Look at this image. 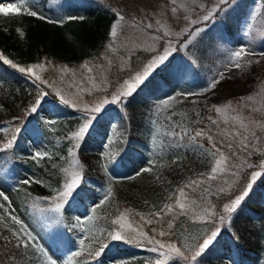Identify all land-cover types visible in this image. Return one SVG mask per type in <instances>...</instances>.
<instances>
[{
    "label": "rangeland",
    "instance_id": "374dc122",
    "mask_svg": "<svg viewBox=\"0 0 264 264\" xmlns=\"http://www.w3.org/2000/svg\"><path fill=\"white\" fill-rule=\"evenodd\" d=\"M119 1L121 3L115 5V10L123 15L125 19L121 22L116 15L106 44L100 52L96 53V56L89 57L82 64L75 67L45 61L31 65H43L42 68H37L35 71L41 77V80L48 83L39 84L34 88V94L37 98L34 99V103L30 104L27 111L30 112V109L37 105L39 99V118L48 123L55 120L57 110L46 99L47 95L40 98V92L43 91L48 94L46 87L52 85L49 87L50 89L59 93V97L63 95L65 99L72 100L76 105L73 108L78 109L80 112L81 119L78 126L70 133L71 135L82 126L86 118L87 114L82 110L85 106L91 107L104 98L111 100L112 95L123 88L125 81L131 80L153 57L169 47V41H171L173 50L168 61L173 56L182 54L189 57L191 61H202L205 68V77L203 82L193 88H176L156 101L152 115L148 116L146 124L140 131L142 137L147 139L146 144L143 146V149H145L144 158L129 174L120 175L111 169L110 153L112 150L110 143L117 135L118 129H116L115 122L110 126V132L105 141L94 147L91 153V162L107 173V181L99 186V195L88 203L87 209H77L75 211V222L73 224L75 229L72 231L71 236L68 233L60 235L62 237V242L59 243L60 246L49 239L41 229H37L35 224L26 217L19 207L18 199L13 191L12 185L16 183L14 176L6 170L5 172L0 171V192L7 195L9 201H11L9 205L0 198V204L4 205V208H0V217H3V219H0V229L5 228L13 232H19L21 225L15 224L10 219V215L18 217L27 226V230L36 238L32 242L36 250L39 248L44 249L43 252L38 250V253L48 264H50L49 258L55 260L56 264H65V259L71 253L89 251L93 249L96 243L104 242L109 236V232L114 234L116 231H119L124 239L129 240L136 236L137 238L133 242L141 245L146 253L150 251L151 247H158L154 242L149 244V239L158 240L165 245L175 244L181 247L182 251L184 245L194 248L207 230L215 227L220 232L223 226L230 221L231 213L224 212V205L233 202L235 197L245 189L251 175L256 171L262 172L264 167V129L256 128V135L260 137V140L254 146L244 149L238 138L234 141L229 135L234 130L231 122L227 125L224 124V116L214 110V106L226 107L229 102H231L232 108H239L243 104H252L259 108V111L250 112L248 108H243V115L264 125V0H230L229 4L220 5L224 9L223 11L214 13L207 21L203 20V16L212 11L219 0H176L175 5L171 3V0H158L153 5H141L133 8L122 4V0ZM12 4H16L17 7L23 10L37 11L38 15H44L51 19L41 10L38 4L33 3L31 0H0V6L7 7ZM180 5H183V7H180ZM172 7H177L176 13H172ZM241 7L244 11L240 14V19L237 21V25L234 26L233 32H229L225 27L223 16L229 12H236ZM13 13L15 12L10 11L7 15L0 13V20L8 21ZM74 14V11L67 12L66 17ZM157 21L160 24H157ZM192 21H196V23H192ZM147 23H152L153 28L147 29L144 27ZM113 28H116V37L111 36ZM158 28L159 31H157ZM196 29L203 30L196 32ZM19 31V35L22 36V30ZM165 31L170 34L165 35ZM154 37H159V39H154ZM109 44H112L117 51L112 52L108 48ZM241 48L248 49V52L242 56L239 61L241 66L237 68L231 63V60L235 59L232 54ZM133 55L135 56V64L131 63ZM109 60H111V63H109ZM85 64L93 68L92 73H88L83 68ZM131 64L134 65L130 66ZM101 65L103 68L99 67ZM126 70L129 71L126 73ZM89 76L96 77L95 87L92 86L91 82H86L84 88L87 90L81 93H77L76 89L68 87V84L72 81L80 82L82 79L88 81ZM215 80L219 82L216 83L214 88H210ZM250 95L253 96V101H247L246 98ZM242 98L244 99L242 100ZM123 100H126V97L122 98ZM113 104L117 103L104 105L102 110ZM200 105L211 109L212 116L218 121L219 130L223 135L221 142L223 141L225 145H216L228 158L227 170L223 173L218 172L216 179L213 180H207L215 159L219 158L218 154L215 157L213 156V143L210 146L199 143L197 145L190 144L188 151L185 149L186 146L182 148L175 147L173 150L168 146H163L160 137V132L164 128L162 127L164 117L171 118L174 112H182L186 116L193 117L194 115L191 113L195 114ZM2 110L3 104L0 102V112ZM170 123L172 130L174 127L172 119ZM49 124L53 126V123ZM6 127L4 123L0 125V128L5 129ZM73 141L79 144V141ZM229 142L233 144V153L227 150ZM27 143L28 153L31 157L35 152L51 154V144L46 143L41 136L29 135ZM44 156L46 155L33 160L36 162L42 161ZM74 159L79 161L77 167L81 170L83 177L84 162L78 157L77 150L75 157L72 156L68 170L72 171ZM145 168H150V171H143ZM138 172L139 175H137ZM244 172L245 174L242 175ZM20 176L30 181L41 177L34 169H27ZM192 179H204L206 183L196 191L185 188L189 200L196 201V204L187 205V214L184 215L185 220L181 222L178 229L172 231V227L169 228L168 226L169 223L172 224L174 217L180 215L178 207L174 212H169L164 227H154L152 231L146 229V223L149 220H157L155 213L160 212L164 205L175 204L177 190L183 188ZM65 181L66 176L63 179L62 186ZM205 187L208 189L206 193L203 191ZM220 189H223V191H220ZM109 190L110 194L105 198ZM57 195L58 192L56 195H52L49 206L44 208L45 211L52 212L55 215L59 213L52 210ZM201 196H204L203 200H201ZM181 202L187 204L183 198H181ZM209 205L212 206L210 210H214L217 215L226 217L224 223L221 224L215 217L210 219L203 214L202 210L208 208ZM93 207H95L94 212L92 211ZM132 209H137L139 213H142L143 220L137 217L134 218L130 214ZM150 212L154 213L152 217ZM143 213H146V215H143ZM163 214H168V211L165 210L159 217ZM201 215H203V219L199 218ZM90 216L92 217L91 221L88 219ZM110 216H112V220L123 216L121 220L123 227L115 224L112 228L102 221ZM213 220H215V224H213ZM81 229L84 231H81ZM161 231L166 234L159 235ZM140 232L146 233V236L139 237L138 233ZM20 234L23 235V233ZM174 235L175 237H173ZM81 238H84L85 241L83 251H80L79 245ZM162 251L167 252V248ZM150 252L156 262L166 261L175 256V254H169L165 258L159 252ZM185 254L189 255V252L186 251ZM228 261L226 260L225 263L227 264ZM182 262L183 264H189V261L183 259ZM192 264H196V262H192Z\"/></svg>",
    "mask_w": 264,
    "mask_h": 264
},
{
    "label": "trees",
    "instance_id": "16d2710c",
    "mask_svg": "<svg viewBox=\"0 0 264 264\" xmlns=\"http://www.w3.org/2000/svg\"><path fill=\"white\" fill-rule=\"evenodd\" d=\"M31 1L38 4L51 20L63 22L49 23L46 16L33 17L23 9H20L19 13L11 14L8 21L0 20V102L3 104L0 125L4 123L7 126L5 129L0 128V149H3L0 151V171L6 170L14 176L16 183L12 185L13 191L26 217L60 246L59 243L62 242L60 235L68 233L71 236L75 229L73 225L75 211L87 209L88 203L99 195V186L107 181V173L91 162V153L94 147L105 141L110 126L115 122L118 129L117 135L110 143L111 169L120 175L129 174L144 158L143 146L147 139L142 137L140 131L146 124L148 116L152 115L156 101L176 88H193L203 82L205 68L202 61H191L186 55L173 56L165 63L166 66L161 65L153 71L149 78L126 97V100L98 113L90 125L89 132L82 141H79L78 157L84 162L81 183L59 213L56 215L49 213L44 208L49 206L51 196L56 195L61 189L66 176L64 169L69 168L72 159L69 149L76 144L69 137L72 130L78 126L80 112L70 105L63 104L57 92L49 87H46L48 92L46 99L57 110L53 126L41 120L38 111L34 114L27 111L37 98L34 88L42 83L35 81V77H30L27 73L19 72L18 68H13L4 60H11L19 67L25 68L43 61L62 66H79L89 57L96 56L106 44L117 15L115 5L121 2ZM156 1L158 0H122V4L133 8L153 5ZM73 11L75 12L73 16L66 17L67 12ZM243 11L241 7L238 11L223 16L229 32H233ZM39 16L46 19H40ZM20 29L22 36L19 35ZM131 63H136L134 55ZM128 71L126 70V73ZM212 113L207 106L200 105L195 114L191 113L193 117L189 115L187 117L182 112H174L171 118L164 117L162 119L164 128L160 132L163 146L174 150L177 142L183 145L181 148L186 146L185 149L188 151L190 144L222 145L223 135L219 125L212 123L213 120L216 121ZM171 119L174 126L172 130ZM177 125L187 128L190 134H194L195 130H203L212 135L213 140L201 137L195 142H189L187 138L184 141H173L171 133L174 129L179 130L176 128ZM17 128L20 129L19 132L16 131ZM29 135L41 136L46 143H50L51 154L44 156L42 161H34L28 153ZM13 136H15L13 146L4 148ZM227 150L233 153V147ZM27 169L36 170L41 177L32 179L28 184L23 183L25 179L20 175ZM244 174L245 172L242 175ZM130 211L134 218L141 219L142 213L137 209ZM152 215L154 213L150 212L151 217ZM168 215L169 212L157 217V220H151V223H146V229L152 231L154 227H164ZM111 217H106L102 221L113 228L115 224L112 223ZM184 220L185 217L181 214L174 217L172 231L177 230ZM229 220L209 249L198 258V264H226V260H229L227 264H264V167L261 176L253 183L249 195L236 211L231 213ZM12 233L14 232L10 229H0V264H48L39 255L35 246H31L32 242L26 249L16 248ZM5 237L13 240V243H7ZM102 245L105 247L101 255L95 256L94 253ZM75 253L77 252L71 253L65 259V264H183L182 259L176 256L156 262L151 252L143 251V247L138 243H130L124 238L114 240L110 236L104 242L96 243L89 251L84 250L79 255Z\"/></svg>",
    "mask_w": 264,
    "mask_h": 264
},
{
    "label": "snow or ice",
    "instance_id": "6c2138e0",
    "mask_svg": "<svg viewBox=\"0 0 264 264\" xmlns=\"http://www.w3.org/2000/svg\"><path fill=\"white\" fill-rule=\"evenodd\" d=\"M171 3L173 5L176 4V0H171ZM230 3V0H219V3L213 8L212 11L208 12L206 15L203 16V20L207 21L209 20L214 13L218 12V11H223L224 9L220 7V5H227ZM180 7H183V5H180ZM10 11L12 12H16L19 13L20 12V8L17 7L16 4H12L9 5L7 7H3L0 6V13H4L5 15H7ZM27 12L28 15L33 16V17H37L38 16V12L37 11H32V10H25ZM172 13H176L177 12V7H172L171 9ZM118 19L119 21L123 22L124 21V16L120 15L119 13H117ZM40 19H46L43 16H39ZM187 18V17H185ZM69 19H75L74 17H69ZM49 23H54V22H59L62 23L63 21H53L51 19L48 20ZM142 23V22H141ZM192 23H196V21H192ZM157 24H160L159 21H157ZM139 27V25H137ZM144 27H146L147 29H152L153 28V24L152 23H147L146 25H144ZM160 29L158 28L157 31H159ZM203 29H196V32H200ZM165 35H169L170 33L168 31L164 32ZM117 35V31L116 28H113L111 31V36L112 37H116ZM154 39H159V37H154ZM169 43V47L165 48L163 52H161L160 54L156 55L155 57H153V59L147 63L143 69L139 72H137L129 81H125V84L123 86V88L121 90H118L116 93H114L111 97V100H109L108 98H104L102 99L99 103L94 104L91 107L85 106L82 110L87 114L86 118L82 124L81 127H79V129L75 132H73L71 134V136L69 137L70 140H76V141H82L85 137V135L89 132V128L90 125L92 123V121L95 119V115L96 113H100L102 111V108L104 105H107L109 103H121L122 102V98H125L129 95H131L136 88L142 84L148 77L149 75L160 65H165V62L168 61L169 56L171 55L172 52V46H171V41L168 42ZM108 48L112 51L115 52L117 51V49L112 45L109 44ZM154 50V49H153ZM248 49L246 48H241L237 51H235L232 55L234 56L235 59L231 60V63L234 64L235 67L239 68L240 65V59L242 58L243 55L247 54ZM5 63L10 64L13 68H18L19 72L21 73H27L30 77H35V81H39L42 84H47V81L41 80V77L39 75L36 74L35 69L37 68H42L43 65L41 64H36L33 66H30L28 68L25 67H19L17 64L13 63L11 60H4ZM109 63H111V60H109ZM166 66V65H165ZM100 68H103V66H99ZM83 68L87 70L88 73H92L93 72V68L89 67L87 64L83 65ZM74 74V73H73ZM95 81H96V77L95 76H89L88 77V81L85 80H81L80 82H76V81H72L68 84V87L74 88L76 89L77 93H81L83 91H86L87 89L84 88V84L86 82H91L92 86L95 87ZM218 80H215L211 85L210 88H214L216 83H218ZM52 85H49V87H51ZM59 95V93H57ZM47 93L41 91L40 92V98H43L44 96H46ZM60 101L65 104V105H71L72 107H76V105L73 103L72 100L70 99H65L63 95H60ZM244 98H242L243 100ZM247 101H253V96H248ZM38 105H39V99L37 101V105H34L31 109L30 112L31 113H37L38 111ZM243 108H248L250 112H256L259 111V108L253 106L252 104H243L241 105L239 108H232L231 102L228 103V105L226 107H218V106H214V110L216 113L221 114L224 116V124H229V122H231V124L233 125L234 130L229 133V135L235 140V139H239L241 145L243 146L244 149H248L250 146H254L259 140L260 137H258L256 135V128H262L264 129V125H261L259 122L255 121V120H251L249 117L244 116L243 115ZM209 119H211V117H209ZM55 121H49V123H54ZM212 123L214 125H216L218 123V121L213 120ZM177 129L179 130H173L171 133V136L173 138V141H184L185 138L188 139L189 142H195L198 140V138L204 137L209 141L213 140V136L206 133L203 130H195L194 134H190L187 128H181L179 125L176 126ZM17 132L20 131V129H16ZM251 137V139H250ZM15 140V136H13L11 138V140H9L5 145L4 148H11L13 146V141ZM223 144V141L221 142ZM177 147H181L183 146L182 144L177 143L176 144ZM199 146V145H198ZM80 147V145L78 143L73 144L72 148L69 149V154L72 155L73 157H75L76 155V150H78ZM227 147L229 149H232L233 144L231 142H229L227 144ZM3 149H0V151H2ZM212 152H213V156L215 157L217 154L219 155V158L215 159L214 161V166L211 168V172L207 177V180H213L216 179V174L219 173H223L227 170V165H228V158L223 154V152H221L220 148L217 147L216 143L212 144ZM43 155H47V153H41V152H35L33 155V159H37L38 157H42ZM79 165V161L78 160H73L72 162V171H69L68 169H64V172L66 174V181L62 186V189H60L58 191V195L55 198L56 203L54 208L52 209L55 212H60L62 210V208L64 207V204L67 203L68 198L72 196L73 192L76 190V188L80 185L81 180H82V175H81V170L78 169ZM249 167H251V165H249ZM143 171H150V168H145L143 169ZM137 175H139V172L137 173ZM203 176V174H201ZM261 176V172L256 171L254 172L251 177L249 182L247 183L246 187L244 190L241 191V193L239 195H237L234 199L233 202H231L230 204H225L224 205V212L225 213H233L236 211L237 207L242 203V201L245 200V198L249 195V192L252 189V185L255 182V180ZM32 181L26 179L23 181V183L28 184ZM37 183H39V181H35ZM206 183V181L204 179H192L189 181L188 184H186L183 188H180L177 190V194H176V200H175V204H166L164 205V208L161 209L160 212L155 213V215L157 217H159L161 215L162 212H164L165 210H167L168 212H174L176 210V208L178 207L179 214L181 215H185L187 214V205L191 204V205H195L196 201H190L188 198V195L185 192V188L187 189H191L193 191H196L198 189L201 188L202 185H204ZM203 191L206 193L208 191V189L205 187L203 189ZM220 191H223V189H220ZM110 194V190L109 192L106 194L105 198H107V195ZM0 198L3 199V201L7 202L9 205L11 204V201H9V198L7 195H5L3 192H0ZM181 198H183L184 201L187 202V204L185 202H181ZM201 200L204 199V196L200 197ZM171 199V197H170ZM98 206V205H97ZM211 205H209L208 208H204L203 214L208 216L210 219L215 217L216 220H218L221 224L225 222L226 217L224 215H217L215 213L214 210H210L211 209ZM0 208H4L3 204H0ZM5 211H7V209H5ZM92 211H95V207H93ZM194 215H197L196 213H193ZM199 218L203 219V215H201ZM0 219H3V217H0ZM10 219L15 223V224H19L21 225L19 232H14L12 233V236L14 237V243H15V247L16 248H28L30 246V242H34L35 241V237L31 234V232H29L27 230V226H25L23 224V222L16 217L15 215H10ZM89 221L92 220V217H88ZM123 219V216H121L120 218L113 220L112 223L116 224V225H121V220ZM141 219H143V217H141ZM149 223H151V221H148ZM213 224H215V220L212 221ZM123 227V225H121ZM169 228L172 227V224L169 223ZM130 227V225H129ZM81 231H84L83 229H81ZM219 229L213 227L210 230H207L204 234V236L202 237L201 241L194 247V248H189L187 245H184L183 248L184 250L182 251L181 247H178L175 244H162L160 243V241L155 240L153 241L152 239L148 240L149 244H152L153 242L155 243V245H157L158 247H151L149 250L153 251V252H159V254L161 256H164L165 258H167L169 256V254H175L176 257L181 258L185 261H189V264H192V262H197L198 264V258L202 256L203 253H205V251L207 249H209L210 245L213 244V241L216 239L217 235H218ZM20 233H23V235H21ZM166 233L161 231L159 233V235L163 236ZM108 235L114 239V240H121L123 239L121 233L119 231H116L114 234L112 232H109ZM139 237H145L146 233L140 232L138 233ZM137 237L133 236L131 239H129V242H133V240H135ZM5 241L7 243H13V240H9L7 237L4 238ZM84 238H81L79 241V245H80V251L84 250ZM31 246H35L34 244H32ZM105 246L102 245L100 247L99 250H97L94 255L95 256H100L103 248ZM167 248V252L162 251L163 249ZM39 251L43 252L44 249L43 248H39ZM189 252V255H186L185 252ZM46 254V253H45ZM80 252L75 253V255H79ZM50 260V264H56L55 260H51V258H49Z\"/></svg>",
    "mask_w": 264,
    "mask_h": 264
}]
</instances>
